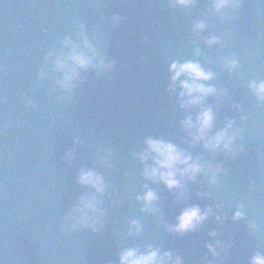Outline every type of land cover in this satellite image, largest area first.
Listing matches in <instances>:
<instances>
[{"label":"water","instance_id":"water-1","mask_svg":"<svg viewBox=\"0 0 264 264\" xmlns=\"http://www.w3.org/2000/svg\"><path fill=\"white\" fill-rule=\"evenodd\" d=\"M232 59L236 65L228 70L209 135L228 120L239 131L234 151L203 147L206 171L193 180L186 207L211 212L179 233L174 257L182 264H250L254 254L264 255V100L248 88L249 80H264V0H252ZM211 169H217L214 180ZM237 209L243 216L233 219Z\"/></svg>","mask_w":264,"mask_h":264},{"label":"clouds","instance_id":"clouds-1","mask_svg":"<svg viewBox=\"0 0 264 264\" xmlns=\"http://www.w3.org/2000/svg\"><path fill=\"white\" fill-rule=\"evenodd\" d=\"M172 3L185 6L191 3V0H172ZM211 3L213 9L220 12L230 4L234 6L235 0H211ZM193 27L200 30L205 25L202 21H197ZM216 39V37L210 36L207 43H213ZM60 44V49L49 51L45 59H50L52 68L60 73L56 84L66 91L76 87L77 82L81 79V72L95 69L99 73L111 67L110 63H105L83 30L80 32L79 42L66 36L60 41ZM224 63L229 69L236 65L234 59L227 57L224 58ZM169 71L171 73L169 88L173 91L177 87L179 88L177 97L180 106L185 109L200 106L199 111L194 115H188L180 121L182 128L188 131L191 142H203V146L212 151H234L233 141L239 130L232 128V120H228L222 128L209 135L213 128L215 115L212 108L204 106L202 102L206 96L215 94L217 90L213 85H206L202 81L212 79L213 73L205 71L198 62L192 60L173 61L169 65ZM40 75L43 76L44 73L41 72ZM181 77L183 78L181 79ZM248 88L257 99L264 100V80H249ZM143 143V149L136 154L144 165L142 175L146 179L163 183L169 190L182 189V182L185 178L194 180L198 173L206 171L205 165L199 158H193L170 141L148 136ZM73 155L72 149H68L65 153L68 159H71ZM216 170L211 169L210 179L214 180ZM77 181L90 186L94 189V193L81 195L78 201L71 206L67 215V219L70 221L69 227L75 228L78 224L94 226L97 218L103 214V210L99 208L101 202L97 199L96 194H103L105 191L104 177L91 168H83L77 176ZM180 195H183L182 191ZM137 199L143 202L142 211H155L153 202L157 196L151 188H146L143 194L137 195ZM210 212L211 209L201 211L197 205H191L179 213L175 224L166 225V227L169 231L181 233L193 230ZM241 216H243V212L237 209L233 214V219ZM217 219L219 218L217 217ZM129 224L130 230L139 232L140 226L136 220H130ZM206 246L215 255L214 246L212 244ZM118 256L119 264H182L179 256L174 257L169 251L160 252L151 245H147L144 251L135 247L125 248L118 253ZM250 264H264V255L254 254L250 257Z\"/></svg>","mask_w":264,"mask_h":264}]
</instances>
